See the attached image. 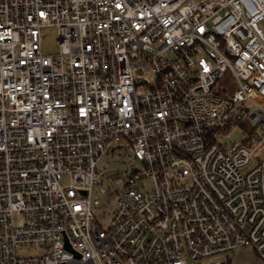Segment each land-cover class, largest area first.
Returning <instances> with one entry per match:
<instances>
[{"label": "built area", "instance_id": "built-area-1", "mask_svg": "<svg viewBox=\"0 0 264 264\" xmlns=\"http://www.w3.org/2000/svg\"><path fill=\"white\" fill-rule=\"evenodd\" d=\"M263 145L264 0H0V264L264 260Z\"/></svg>", "mask_w": 264, "mask_h": 264}, {"label": "rangeland", "instance_id": "rangeland-1", "mask_svg": "<svg viewBox=\"0 0 264 264\" xmlns=\"http://www.w3.org/2000/svg\"><path fill=\"white\" fill-rule=\"evenodd\" d=\"M43 35V51L45 53L56 52L58 50L57 32L45 29ZM230 78L233 79L232 76ZM237 89L238 85L234 81L231 84V90ZM130 154L131 151L127 146H113L99 160L97 171L101 183L94 186L92 209L96 223L104 229L109 227L117 207L118 191L126 184L134 167L142 169V164L138 160L132 159ZM263 156L264 145L256 151L254 158L262 159ZM98 185L106 187L105 191L98 188ZM95 199L99 200L98 203L94 201ZM27 250L28 253H31L32 247L25 248V251ZM19 252L22 253L23 250ZM220 256L223 257L224 255ZM230 258H233L234 264H264V260L251 247H245L234 252L233 255H230Z\"/></svg>", "mask_w": 264, "mask_h": 264}, {"label": "crops", "instance_id": "crops-1", "mask_svg": "<svg viewBox=\"0 0 264 264\" xmlns=\"http://www.w3.org/2000/svg\"><path fill=\"white\" fill-rule=\"evenodd\" d=\"M230 263H231V264H234V263H233V258H231V261H230Z\"/></svg>", "mask_w": 264, "mask_h": 264}]
</instances>
